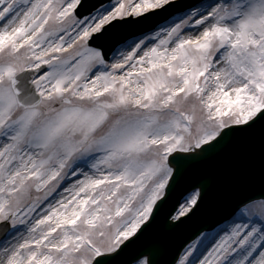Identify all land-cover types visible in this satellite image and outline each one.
<instances>
[{
	"label": "snow or ice",
	"instance_id": "6c2138e0",
	"mask_svg": "<svg viewBox=\"0 0 264 264\" xmlns=\"http://www.w3.org/2000/svg\"><path fill=\"white\" fill-rule=\"evenodd\" d=\"M238 139L260 190L169 264H264V0H0V264H160Z\"/></svg>",
	"mask_w": 264,
	"mask_h": 264
},
{
	"label": "water",
	"instance_id": "95a60500",
	"mask_svg": "<svg viewBox=\"0 0 264 264\" xmlns=\"http://www.w3.org/2000/svg\"><path fill=\"white\" fill-rule=\"evenodd\" d=\"M196 181L207 185L204 203L198 211L177 225H170L165 219V212H162L159 220L142 238V244L157 248L160 264H169L172 256L189 240L204 228L222 221L235 201L238 185L260 190L258 160L254 150L246 141L238 139L222 151L191 163L177 185V193ZM211 184L216 185L215 192H212Z\"/></svg>",
	"mask_w": 264,
	"mask_h": 264
}]
</instances>
